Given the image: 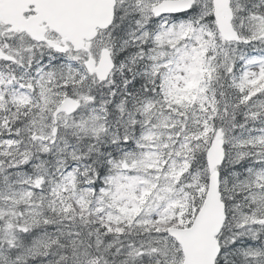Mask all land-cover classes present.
I'll list each match as a JSON object with an SVG mask.
<instances>
[{
	"label": "snow or ice",
	"instance_id": "6c2138e0",
	"mask_svg": "<svg viewBox=\"0 0 264 264\" xmlns=\"http://www.w3.org/2000/svg\"><path fill=\"white\" fill-rule=\"evenodd\" d=\"M0 264H264V0H0Z\"/></svg>",
	"mask_w": 264,
	"mask_h": 264
}]
</instances>
